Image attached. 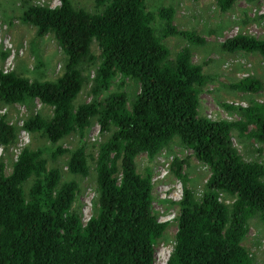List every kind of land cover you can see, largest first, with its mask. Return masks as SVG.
I'll return each instance as SVG.
<instances>
[{
  "label": "trees",
  "instance_id": "16d2710c",
  "mask_svg": "<svg viewBox=\"0 0 264 264\" xmlns=\"http://www.w3.org/2000/svg\"><path fill=\"white\" fill-rule=\"evenodd\" d=\"M234 1L215 3L225 12ZM23 2L21 21L35 26L36 41L53 34L64 63L55 78L0 69V102L34 106L37 98L52 109L48 115L34 111L23 122L49 144L21 148L8 174L0 158V264H154L155 244L169 223L152 209L153 168L140 172L136 156L155 159L176 139L209 166L210 175L196 193L187 185L188 158L174 155L170 161L183 190L167 264H263L257 248L244 241L253 218L264 227V161L262 148L255 146L264 143V102L222 101L238 112L236 119L214 121L201 113L200 94L218 73L206 71L211 59L194 61L195 48L208 41L175 24L173 4L151 10L147 0H94L95 8L88 10L73 0L54 7ZM175 35L186 44L173 52L167 40ZM219 46L227 53L264 57V37L242 31ZM7 54L3 50L0 56ZM127 80L139 85L138 91H129ZM222 85L257 92L264 82L247 75ZM85 87L90 100L77 103ZM93 122L101 139L89 146L85 137ZM74 134L77 144L65 146ZM233 136L259 154L246 159ZM17 137L16 126L0 115V144ZM62 165L68 174L95 181L93 212L85 225L80 182L63 176Z\"/></svg>",
  "mask_w": 264,
  "mask_h": 264
},
{
  "label": "rangeland",
  "instance_id": "374dc122",
  "mask_svg": "<svg viewBox=\"0 0 264 264\" xmlns=\"http://www.w3.org/2000/svg\"><path fill=\"white\" fill-rule=\"evenodd\" d=\"M24 0H0V36L9 42L5 50L8 54L2 58L0 56V68L11 69L17 66L21 72H28L31 77L55 78L61 72L64 63V54L55 40L53 34L46 35L41 40L35 39V26L23 23L20 19L24 11ZM39 4L57 6L60 0H32ZM76 6L84 7L88 10L95 8L94 0H73ZM173 4L176 6L175 24L180 29H195L208 42L199 45L193 51V59L196 62L212 60L205 65L206 71L218 73V80L207 85L201 92L200 98L204 100L201 104V113H205L211 108L217 111L218 117L235 119L239 116L237 111L227 110L221 105L222 101L227 102H248L249 98L254 97L259 101H264V87L257 92L234 91L223 83L231 81L234 77H244L254 75L264 82V57L259 53H246L239 51L237 53H227L221 50L219 44L224 41L231 33L242 31L243 33L253 34L264 37V0H235L233 6L225 12L218 9L215 0H147V6L151 10H157L163 5ZM224 26L220 34H208L206 30L215 28L219 29ZM169 38V37H168ZM169 47L173 52L177 51L186 44V39L181 35H175L168 40ZM166 42V41H165ZM5 44V42H3ZM167 43V42H166ZM4 46V45H3ZM38 53L43 57L44 65H39L37 61ZM40 57V56H38ZM10 65H9V64ZM18 64V65H17ZM126 87L134 93L138 91L139 85L132 80H127ZM87 87L78 95L76 102L90 100L86 93ZM34 106H25L21 103L4 104L0 102V114L5 113L6 121L16 126L18 137L17 140L8 146L0 144V157L6 151L3 157L5 171L8 174L11 171V158L15 156L12 148L20 144L37 147L49 144L47 139H43L39 134H32L23 128V120L26 116L34 111H41L45 114H51L52 109L37 100L33 102ZM224 113H221V109ZM101 139V134L96 122H93L88 129L85 141L89 146L97 143ZM78 137L74 134L69 136L63 143L67 147H73L77 144ZM234 145L240 153L250 159L256 157L259 152L251 147H246L236 136L232 137ZM248 142V141H247ZM255 146L262 148L259 158L264 161V143H255ZM188 158V165L184 169L189 176L188 186L196 193L202 191L206 178L210 175L209 166L199 161L193 153V150L182 146L178 139L172 144L171 150H162L155 159L150 160L146 153H139L136 156V165L140 172H144V167L151 165L153 168V195L152 209L159 218H165L169 223L166 234L162 236L155 244V264H162L171 252L173 239L171 236L175 233V219L178 215V199L183 190V184L179 178H176L169 171V162L173 156ZM58 161H66V156L59 157ZM51 163V162H50ZM63 167V176L68 174L65 165ZM80 182L82 192L78 202L81 204L82 217H87L93 211V198L95 196V181L93 177L82 178L76 177ZM172 199L174 203H170ZM231 201L232 199H226ZM252 225L244 244L248 247L257 248L256 256L259 261L264 263V227L258 217L253 218ZM168 236V239H167ZM157 255L160 258H157Z\"/></svg>",
  "mask_w": 264,
  "mask_h": 264
},
{
  "label": "clouds",
  "instance_id": "9594fccd",
  "mask_svg": "<svg viewBox=\"0 0 264 264\" xmlns=\"http://www.w3.org/2000/svg\"><path fill=\"white\" fill-rule=\"evenodd\" d=\"M60 4V3H59ZM58 4V5H59ZM52 7H54V6H52ZM239 32V31H238ZM238 32H235V33H231V35L230 36H228L227 38H229V37H231V36H233V35H236ZM226 38V39H227ZM225 39V40H226ZM18 65V64H17ZM3 72H9V71H14V70H18L17 69V66L16 67H13V68H11L9 71H4V69H2V68H0ZM19 71V70H18ZM253 76V75H252ZM35 100H37L41 105H42V102L39 100V99H35ZM259 101V100H258ZM202 102H204V100H202L201 98H200V105L202 104ZM264 102V101H263ZM232 103V102H231ZM233 103H237V102H233ZM239 104V103H238ZM241 104H243V105H247V102L246 103H244V102H241ZM25 105V104H24ZM34 105V104H33ZM26 107H27V105H25ZM224 108V107H223ZM222 108V109H223ZM211 110H213V113L216 115V118L215 119H213V118H211V117H209L208 116V112L210 113V110L209 111H207V112H205V113H203V115H205L206 117H208L209 119H211V120H220V119H228V118H226V117H218V115H217V111L215 110V109H213V108H211ZM200 111H201V107H200ZM5 113H3V114H0V115H4ZM27 117V116H26ZM237 118H239V116L237 117ZM25 119V118H24ZM236 119V118H235ZM230 120V119H229ZM23 122H24V120H23ZM11 124V123H10ZM23 124V123H22ZM23 128H24V126H23ZM25 129V128H24ZM99 129V128H98ZM26 130V129H25ZM26 131H28V130H26ZM29 132V131H28ZM16 141V140H15ZM14 141V142H15ZM13 143V142H12ZM234 144V143H233ZM2 145V144H1ZM24 146H26V145H24ZM23 146V147H24ZM235 146V145H234ZM22 147V148H23ZM18 155V154H17ZM174 157V156H173ZM12 158H14V156L12 157ZM11 158V159H12ZM171 161V160H170ZM67 168V167H66ZM169 171H170V162H169ZM153 180V179H152ZM95 197V196H94ZM181 197H182V193H181V195H180V197L178 198V199H176L175 200V203H177V201H179L180 199H181ZM93 200H94V198H93ZM168 200H172V199H168ZM173 201V200H172ZM93 212V211H92ZM91 215H92V213H89L88 214V216L87 217H82V221H83V223H84V225L87 223V221L89 220V218L91 217ZM158 220L159 221H165V222H167L166 221V219L165 218H158ZM263 226V225H262ZM172 249H173V246H172ZM172 249H171V251H172ZM170 254H171V252L169 253V255L164 259L163 258V260H162V264H167V260H168V258H169V256H170ZM154 258H155V249H154ZM157 258H160V256L159 255H157ZM154 261H155V259H154ZM155 264V263H154ZM264 264V263H263Z\"/></svg>",
  "mask_w": 264,
  "mask_h": 264
},
{
  "label": "built area",
  "instance_id": "2783aa9c",
  "mask_svg": "<svg viewBox=\"0 0 264 264\" xmlns=\"http://www.w3.org/2000/svg\"><path fill=\"white\" fill-rule=\"evenodd\" d=\"M3 42H5V44H4ZM3 45H4V46H3ZM7 46H9V42H8V41H5V39H2L1 36H0V48H1V47L6 48ZM8 64H9V63H8ZM9 65H10V64H9ZM9 70H10V69H4V71H9ZM224 112H225L224 109H221V113H224ZM208 116L211 117V118H213V119L216 118V115L213 113V110H210V113L208 112ZM21 148H22V147H21ZM21 148H20V144H19V143H17V145H15V146L12 148L14 154H16V155L14 156L15 159L17 158V154L19 153V151L21 150ZM5 154H6V151H4V152L2 153V156H1L0 158H3V157L5 156Z\"/></svg>",
  "mask_w": 264,
  "mask_h": 264
},
{
  "label": "crops",
  "instance_id": "0c3cea01",
  "mask_svg": "<svg viewBox=\"0 0 264 264\" xmlns=\"http://www.w3.org/2000/svg\"><path fill=\"white\" fill-rule=\"evenodd\" d=\"M4 158H2V160H3Z\"/></svg>",
  "mask_w": 264,
  "mask_h": 264
}]
</instances>
